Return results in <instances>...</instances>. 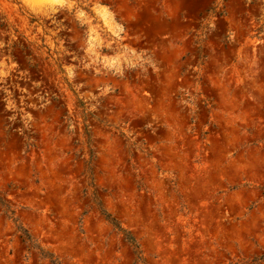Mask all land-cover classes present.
Segmentation results:
<instances>
[{
  "label": "rangeland",
  "instance_id": "1",
  "mask_svg": "<svg viewBox=\"0 0 264 264\" xmlns=\"http://www.w3.org/2000/svg\"><path fill=\"white\" fill-rule=\"evenodd\" d=\"M16 1L35 21L0 0V264H264V0Z\"/></svg>",
  "mask_w": 264,
  "mask_h": 264
},
{
  "label": "trees",
  "instance_id": "2",
  "mask_svg": "<svg viewBox=\"0 0 264 264\" xmlns=\"http://www.w3.org/2000/svg\"><path fill=\"white\" fill-rule=\"evenodd\" d=\"M2 1L3 2H7L12 7L16 6L17 7V12H19L25 18L29 19L30 23H33L35 21L30 15H28L23 10V8L20 6V4L16 0H2ZM213 11H214V9L211 10L210 14L213 13ZM0 17H1V19L6 20L5 16L1 15ZM258 33H261V28L258 30ZM58 71H59L60 74H63V72H62V70L60 69L59 66H58ZM63 80L66 81L65 78H63ZM67 86L70 87V85L68 83H67ZM77 109L80 110V115L82 116L83 121H85L87 116L93 118L91 116V114L86 110L85 105L81 101H79L78 99H77ZM84 129H85V135H86V146L88 148V153H89V159L85 163V172H84V174L86 176V185L88 187H93V180H92L91 173H90V163L93 160L94 154H93V151H92V149L90 147V136L88 134L86 126H84ZM125 141H127V140H125ZM30 146L31 145L26 140V144H25L26 149L29 148ZM90 201H92V203L95 205V207L99 211V214L112 227V229L116 232V234H120L122 236V240L130 248V250H131V252H132V254L134 256V260L135 261L140 260V257H139L140 253H139L138 246L135 243L134 239L128 233H126L124 230H122V228L120 227L119 223H117L114 219H112L109 215H107L105 213V211L101 208L100 203L97 200V198L95 197L94 193L91 194ZM0 208L4 209V211L6 213L7 212L11 213L9 206L1 198H0ZM16 231L20 234V238L22 239V241L25 242L26 244H28V248L30 250H33V251L37 252L39 259H41V260H45L46 259V256L31 241V239L28 236V234L26 233V231L22 230L19 227H17ZM263 259H264V257H263ZM50 264H56V263L53 262L52 260H50Z\"/></svg>",
  "mask_w": 264,
  "mask_h": 264
}]
</instances>
